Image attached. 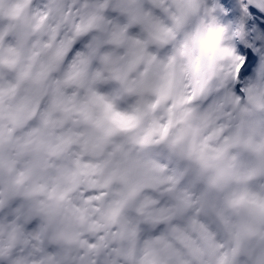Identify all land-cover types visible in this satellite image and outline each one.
Returning a JSON list of instances; mask_svg holds the SVG:
<instances>
[{"label":"clouds","instance_id":"9594fccd","mask_svg":"<svg viewBox=\"0 0 264 264\" xmlns=\"http://www.w3.org/2000/svg\"><path fill=\"white\" fill-rule=\"evenodd\" d=\"M0 264H264V0H0Z\"/></svg>","mask_w":264,"mask_h":264}]
</instances>
